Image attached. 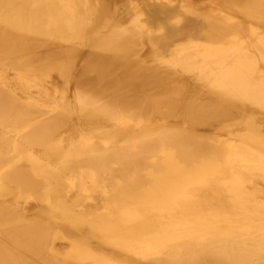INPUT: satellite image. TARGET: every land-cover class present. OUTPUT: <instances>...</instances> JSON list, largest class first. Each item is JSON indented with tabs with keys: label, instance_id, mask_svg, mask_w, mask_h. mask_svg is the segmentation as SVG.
Listing matches in <instances>:
<instances>
[{
	"label": "bare ground",
	"instance_id": "obj_1",
	"mask_svg": "<svg viewBox=\"0 0 264 264\" xmlns=\"http://www.w3.org/2000/svg\"><path fill=\"white\" fill-rule=\"evenodd\" d=\"M0 264H264V0H0Z\"/></svg>",
	"mask_w": 264,
	"mask_h": 264
}]
</instances>
